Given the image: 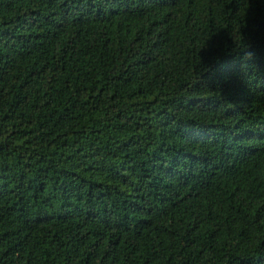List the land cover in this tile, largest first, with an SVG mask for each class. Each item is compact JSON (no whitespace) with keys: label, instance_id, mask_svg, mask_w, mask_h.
I'll return each mask as SVG.
<instances>
[{"label":"trees","instance_id":"16d2710c","mask_svg":"<svg viewBox=\"0 0 264 264\" xmlns=\"http://www.w3.org/2000/svg\"><path fill=\"white\" fill-rule=\"evenodd\" d=\"M0 264H264V0H0Z\"/></svg>","mask_w":264,"mask_h":264}]
</instances>
